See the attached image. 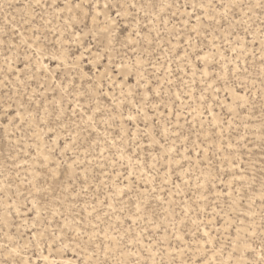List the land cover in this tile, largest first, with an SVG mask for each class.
Listing matches in <instances>:
<instances>
[{
  "label": "rangeland",
  "instance_id": "374dc122",
  "mask_svg": "<svg viewBox=\"0 0 264 264\" xmlns=\"http://www.w3.org/2000/svg\"><path fill=\"white\" fill-rule=\"evenodd\" d=\"M75 2L77 0H73ZM79 2V9L73 7L69 11L65 0H47L43 7H35L33 11L35 0H0V41L12 35L16 36L12 43L19 41L18 32L28 27L22 24L21 18L35 16L36 24L40 25L43 21L37 15L39 13L54 23L41 29L42 40L37 44L59 49L61 43L56 41L63 27L60 17L67 19L71 16L72 20L64 29L62 45L64 55L74 58L69 63H76L82 73L77 76V84L83 81L86 89L89 77L93 83L104 77L106 95L99 97L101 112L96 113L93 127L84 122L91 112L85 113L84 121L80 120L83 108L72 117L71 108L76 107V97L64 94L63 107L68 110L64 115L72 119L53 120L48 126L35 128L36 122L27 117L25 107H21L17 100L15 83L5 84L9 79L17 82L16 77L27 71L23 58L12 62L9 67L4 56L7 54L11 58L16 50L7 52L8 46L0 43V69H3L0 71V94L10 93L12 99L17 100L16 107L27 117L21 132L14 127L19 123L16 109L9 108V115L0 109V216L8 211V197L22 202L19 193L31 189L34 182L48 188L44 194L51 222L47 225V232L62 227L67 216L70 228H76L75 221H79V227L91 235V242L83 249L68 244L63 252L53 250L50 254L41 244L34 255L30 247L27 254L32 257L33 264H78L89 259L95 262L103 260L105 254L109 264L137 259L140 264H153V261L155 264H169L173 258L177 264L181 260L192 264H204V261L236 264L237 259L259 260L264 247V15L259 9L253 10L251 19L245 15L248 12L246 5L255 0H238L245 7L243 10L240 7L232 9L226 19H220L225 8L218 7L212 15L220 23L202 20L198 36L191 32L196 25L193 9L182 6L185 3L190 5L193 0H156L158 5H174L160 12L166 26L158 17L153 20L139 9L124 10V15L116 18L119 25L114 34L102 31L104 12L109 11L103 9L105 0ZM97 2L99 9L92 7ZM107 2L115 4L117 0ZM196 2L199 5V0ZM48 4H56L58 8L54 11ZM176 4L181 7H175ZM215 4L229 5L230 0H215ZM136 12H139V24L133 19ZM197 12L203 14L199 6ZM109 15L115 16V7ZM93 16L97 17L95 25ZM138 27L139 35H133L129 40V33ZM13 28L18 32L13 33ZM156 29L160 30L159 37ZM33 35L28 31L25 38ZM189 36L192 37V46L187 48L189 55L185 60ZM134 41L138 42L132 43ZM85 48L91 49L92 56L85 52ZM81 53H84L83 57ZM204 56L210 59L207 76L203 74L206 67ZM137 57L145 61L143 67L146 69L139 88L136 86L138 76L130 70ZM59 63L58 60L49 61L46 53L40 64L47 65V71L33 68L28 72V75L34 72L35 78L28 80L30 87L24 96H33V89L36 93L33 96L35 103L30 104L24 99L25 106L35 111L36 103L43 101L39 109L43 113L44 106L49 111L55 107L48 102L54 95L59 103L60 90L55 93L50 90L54 87L53 78L59 83L65 79L66 72L76 71L75 68L61 69ZM32 64L36 65V61L33 60ZM24 78L27 80V76ZM40 83L49 87L44 93L47 99L40 94ZM145 83L148 87L143 86ZM121 85L124 96H121ZM157 85L161 86L159 96L155 94ZM129 91L137 95L128 96ZM145 96L148 103L143 111L148 114L147 120L143 115L136 121L128 120L129 112L136 114L133 101L138 102ZM113 97L116 100L114 108ZM5 99L7 96L0 95V105ZM121 100L124 101L122 105ZM91 106L94 109L97 105L93 102ZM209 107L211 112L206 111ZM109 108L116 113L115 119L109 118L112 114ZM145 122L152 135L162 133L164 126L169 128L167 139L156 135L164 148L152 144L146 137L136 147L124 135L136 132L137 127L143 129ZM29 124L33 127L30 128ZM49 127L55 130V134L48 131ZM33 130L37 133L35 136ZM176 132H179L178 136L174 134ZM68 133L76 138V151L69 152V155L77 157V164L71 169L62 168L63 175L58 172L59 180L53 181L47 168H37V151H47L53 141L58 150L62 149ZM56 135H59L58 140ZM49 136L53 140H49ZM173 147L176 150L169 151ZM121 150L124 152L122 160L119 159ZM68 163L71 164V160ZM55 166L53 157L49 168ZM128 173L133 177L131 191L124 188L128 185ZM113 184L124 188L122 196H111L116 190L110 187ZM82 185L87 187L86 193L81 191ZM153 188L155 192L151 191ZM138 202L140 212L136 209ZM109 203L113 207H108ZM12 211L14 213L15 209ZM32 215L28 214L29 217ZM10 220V228H0V261L8 254L4 244L11 247L18 242L23 245L29 239L31 219L13 215ZM205 231L213 238L210 245L203 242L207 239L203 236ZM176 236L182 239L177 240ZM121 237L123 240L117 246L114 241ZM86 239L87 236L83 238ZM97 245H110V248L105 253ZM149 247L151 251L147 250ZM94 251L97 253L95 257L92 256Z\"/></svg>",
  "mask_w": 264,
  "mask_h": 264
},
{
  "label": "snow or ice",
  "instance_id": "6c2138e0",
  "mask_svg": "<svg viewBox=\"0 0 264 264\" xmlns=\"http://www.w3.org/2000/svg\"><path fill=\"white\" fill-rule=\"evenodd\" d=\"M47 3V0H44V3H42V0H35V6L33 7V11L35 10V7H43L44 4ZM66 8L71 11V9L74 7L76 9H79L81 7V4L79 0L77 2L73 3V0H65ZM49 8H52L54 11L58 8V5L56 4H48ZM174 5L172 3L163 4L160 3L159 5L156 3V0H117L115 4L108 3L107 0H105V3L103 4V9L106 10H112L113 7H115V16H110L109 11L104 12L105 20L103 22L104 27L102 29L105 33H115L116 28L119 25V20L116 19L118 17H122L124 15V10L131 9V10H137L139 9L144 13L145 16H152L153 20L155 18H159L162 23L167 24V22L164 20L162 16H160V12H162L165 8L171 9ZM185 9L188 7H191L193 9L192 15H194L196 20V25L191 28V32L195 33L197 36L200 34V25L201 21L205 19L213 20L217 24L220 23V20L217 19L216 16L212 15L213 12L216 11L218 7L225 8V11L221 14L220 19H226L228 17V13L232 11V9L236 7H240L242 10L245 7L242 3H239L238 0H230L229 5H216L215 0H207L205 3V0H199V5L197 4L196 0H193V2L189 5L188 3H185L182 5ZM199 6V9L203 11V14H199L197 12V8ZM92 7H95L97 9L100 8V4L94 3ZM175 7L179 8L181 5L176 4ZM248 12L245 13L246 16H248L249 19H251V15L253 10L259 9L260 13L264 15V0H255L254 3H249L246 5ZM157 8H159V11H157ZM37 15H40V19L43 21L42 24L37 25L36 24V17L31 16L28 19L21 18L22 24L28 25V27H25L23 31H19L15 28L12 29L13 33L19 34L21 39L17 41L16 43H12L11 41L16 39L15 35H12L9 37V39H5L3 41H0V43L7 45V52H11L13 49L16 50L15 55L13 57H9L7 54L4 56V60L8 61V66L11 67L12 62L19 61L21 58H23V62L25 64V71L22 75L16 77L17 82H13L11 79L5 81V84H12L15 83L16 87V96L17 100L19 101V104L21 107H25V111L27 112V117H30L33 121H35V128H40L43 126L50 125L53 120L55 121H62L63 119H72V117H75L77 115V111L80 108L84 109V112L80 113V120L84 121V115L87 112H91L92 114L87 117V120L84 121L85 124L88 127H93L96 119V113L101 112V108L99 107L100 100L99 97L106 95L103 91L104 89V83L103 79L104 77H101L100 82L93 83L92 78L89 77V83L88 87L85 89L83 81H81L79 84H77V76L82 75L80 73V68L76 63H69L70 59H74L71 57H68L64 55V49L62 45V37L64 35V29H66L69 25V22L72 20V17L69 16L67 19L64 17H60V19L63 21V27L59 30V36L57 39V43H61V48L55 49L49 48L46 44H37V41H41L42 37L39 35L42 28H45L48 25H53L54 21L52 19H44V16L42 14L37 13ZM99 15V13H98ZM172 15H175V13H172ZM233 15L235 13L233 12ZM133 19L136 21L137 24H139V12H136ZM93 24L95 25L97 22V17H92ZM243 22V21H241ZM187 24V22H185ZM48 31H55L53 28H47ZM31 31L34 33L33 36L25 38V33ZM157 31V37H159V29H156ZM140 29L139 27L134 29L133 32L129 33V40H131V37L133 35H139ZM151 34V30H149V35ZM4 35L7 36L8 32L5 31ZM75 35V34H74ZM179 36V33H177ZM43 39H47V37H43ZM77 41L79 40V37L76 38ZM138 41H134L132 43H137ZM148 43L151 44L152 40L149 39ZM192 46V37H188L187 39V47L185 48V55L184 59L187 60L188 58V51L187 48ZM70 51V50H69ZM85 52H88L89 56H92V52L90 48H85ZM97 52H99V48L97 49ZM47 53V58L49 61L51 60H58L59 66L61 69H64L65 67L72 69L75 68V72H66L65 73V79L60 80L59 83L56 82V79L53 78L52 84L54 87H52L50 90L55 93L57 89L61 92V98L59 100V103L56 101L55 95L53 98L48 101L50 104L55 105L51 111H49V108L47 106H44L43 113L39 111L41 104L43 101L36 103V110L33 111L30 107H27L24 105V99H27L29 103H35L33 101V96L36 93V90L33 89V96H24V92L27 91V89L30 87L28 84V80L35 78V73L33 72L32 75H28V72H31L33 68H36L37 71L43 70L47 71V65L40 64V60L42 57L45 56ZM59 53V55L57 54ZM84 56V53H81V57ZM102 58V57H101ZM205 61V69H204V75H208L207 70V64L210 63L209 56L203 57ZM36 61V65L32 64V61ZM144 60L141 57H137L135 62L131 64L130 70H134L136 75L138 76L137 79V87L139 88L141 86V81L145 79L144 73L146 69H144ZM262 62H264V57H262ZM149 63H152L149 61ZM123 67V65H122ZM153 67H155V64H153ZM182 70V69H181ZM0 71H3V69H0ZM13 75H15V71L13 70ZM105 76H107V70H105ZM127 73H125V76ZM27 76V80L24 78ZM110 79V77H108ZM115 82H113L114 84ZM144 87H148L147 83L143 85ZM23 87V91L21 88ZM160 85H157V88L155 90V94L157 96L160 95ZM209 88L212 87L211 84L208 85ZM38 88L41 90V96L44 97V99H47L46 96H44V93L49 90V87L43 83L38 84ZM121 96H124L123 92V85H121ZM217 91L219 89H216ZM151 91V89H150ZM64 94H67V96L71 97L75 95L76 97V107L71 108L72 117H65V112L68 111L63 107L64 103ZM3 96H7V99L4 100V104L0 105V109L4 111L5 115H9L8 109L9 108H15L16 109V115L19 117V123L15 124L14 127L17 130H20L21 132L24 131V129L21 127L23 124L27 123V117L25 116V112H22L19 107H16L17 100L12 99V95L10 93H3L0 94ZM128 96H135L137 93H133L129 91L127 93ZM177 99H179V95L177 94ZM203 95L201 96V100H203ZM85 102L87 103V107H85ZM95 102L97 105L94 109L92 108V103ZM121 105L124 103L123 100L120 101ZM135 107H136V114L133 115L131 112H129V115L127 117L128 120L136 121L137 117L140 115H143L145 117V120L148 118L147 112L143 111V108L148 103V97L145 96L140 101L136 102L133 101ZM116 105L115 97H113V108ZM6 106V107H5ZM158 107V105H157ZM108 111H110L112 114L109 117L110 119H115L116 113L112 110V108H109ZM206 111L211 112V108H207ZM161 115H163L161 113ZM121 117L123 118V115L121 113ZM103 118V117H101ZM75 122V121H73ZM29 127H33V125L29 124ZM77 127H80L79 124H77ZM48 131L53 132L55 134V130L51 127L48 128ZM37 133L35 130H33V136H35ZM169 134V128L167 126H164L163 132H157L156 135L162 136V138L167 139V136ZM175 135H179V132L174 133ZM78 135V133H77ZM129 138V141L132 143L133 146L139 147L141 143L143 142V138H147L152 144H160L161 148H164L165 145L160 143L159 140L156 139V135H152L151 131L148 128L147 123L145 122V126L143 129H140L137 127L136 132H126L124 133ZM49 140H53L52 136L48 137ZM59 139V135H56V140ZM173 144H175V141H173ZM115 147V144H113ZM47 147V146H46ZM39 149V146H37ZM175 147L170 149L169 151H175ZM76 151V138L71 135V133H68L65 135L64 138V144L62 149L57 148L55 145V141H53V146L50 148H47V151L41 152L37 151L36 160H37V168H47L48 172L51 176V179L53 181H58L59 176L57 175L58 172H60V175H63V172L60 170L67 166V168L71 169L73 165L77 164V157L73 155H69V152H75ZM187 151V149H186ZM100 155H103V152L100 153ZM199 156V153H197ZM54 157V168H49V163L53 162ZM124 158V152L123 150L119 153V159L122 160ZM190 159V157H188ZM71 160V164L68 163V161ZM90 162V161H89ZM171 162V161H170ZM152 167H155V165H152ZM167 175V174H166ZM126 178L128 179V185H125L124 188H128L129 191H131V186L133 185V177L131 173L126 174ZM85 181H87L88 177H84ZM165 182H167L165 180ZM110 187L116 189L111 192V196L113 197H120L124 194V188H121L117 184L110 185ZM178 187V185H177ZM87 187L82 185L81 191L87 192ZM2 191V190H0ZM138 191V190H137ZM148 190L145 189V192ZM152 192H155L156 189L153 188L151 190ZM48 192V188L43 187L41 184L38 183H32V188L27 190L26 192L19 193L20 196L23 197V201L16 199L14 200L13 197H8V200L10 201L6 206L8 211L4 213L3 216H0V228H10L11 227V220L10 218L13 215L16 216H24L26 219H31V224L29 227V239L26 244L21 245L20 243H15L11 245V247L8 244H4L3 248L8 252L7 255L4 256V259L0 261V264H33L32 257L27 254V250L31 247L33 249V254L35 255V249L38 248L41 244H43L49 253L53 250L63 252L68 244H72L74 248L77 249H83L85 245L89 244L91 242V235L87 233L85 229H82L79 227V221H75L77 224L76 228H70V225L67 223L68 217L65 216L64 220L65 223L62 227L59 229H53L50 233L47 232V225H49L51 222L48 220L47 216V207L45 204V201L47 200V196L44 195ZM16 194H13L15 196ZM101 203H104L103 201ZM31 205V207H29ZM108 207H113L112 204H108ZM13 209H15V212L13 213ZM137 212L141 211V204L138 202L136 204ZM23 210V211H22ZM29 213H33L31 217L28 216ZM155 214V213H153ZM53 216L56 215L55 212L52 213ZM61 216H64L63 213H60ZM106 215V214H105ZM95 227V225H93ZM43 228V230H40ZM65 229H69V231H65ZM57 231H59V235H57ZM69 232L75 233L74 235L69 234ZM6 235H8L6 233ZM107 235V234H106ZM195 235V233H194ZM87 236L88 239L83 240V238ZM203 236L207 237L203 242L205 245H210L213 243V238L210 236L209 232L205 231L203 232ZM9 239H11V236H9ZM129 239H132L129 237ZM175 239L181 240L182 238L180 236H176ZM83 240V244L81 241ZM123 238L121 237L119 240H115V244L119 246V244L122 242ZM96 247L101 248L102 250L107 253L108 249L110 248V245H97ZM148 251H151V247L147 249ZM181 252L184 251V249H180ZM215 254V249H213ZM233 251H236V248H233ZM254 252L255 250L252 249ZM75 255V252H74ZM97 253L94 251L92 253V256L95 257ZM11 257V258H10ZM18 257V258H17ZM231 258V257H230ZM78 264H109V260L107 257V254H105V258L103 260H96L93 262L91 259L79 261ZM116 264H140V261L137 260H129V261H117ZM153 264L155 262L153 261ZM169 264H177L175 258H173ZM179 264H192L191 261H183L181 260ZM204 264H211L210 261H204ZM218 264H224L223 261L218 262ZM236 264H264V247L261 248V255L259 257V260H247L242 261L240 259H237Z\"/></svg>",
  "mask_w": 264,
  "mask_h": 264
}]
</instances>
